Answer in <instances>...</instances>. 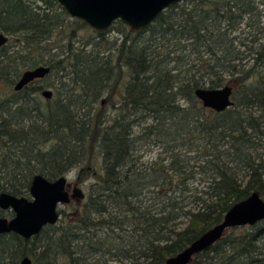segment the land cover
Returning a JSON list of instances; mask_svg holds the SVG:
<instances>
[{"label": "trees", "instance_id": "16d2710c", "mask_svg": "<svg viewBox=\"0 0 264 264\" xmlns=\"http://www.w3.org/2000/svg\"><path fill=\"white\" fill-rule=\"evenodd\" d=\"M0 33V193L27 196L35 175L86 185L37 236L0 234V264H163L236 202L264 200V0H182L139 32L94 31L53 0H0ZM39 66L50 82L14 92ZM223 86L221 113L195 96ZM189 264H264V221Z\"/></svg>", "mask_w": 264, "mask_h": 264}, {"label": "water", "instance_id": "95a60500", "mask_svg": "<svg viewBox=\"0 0 264 264\" xmlns=\"http://www.w3.org/2000/svg\"><path fill=\"white\" fill-rule=\"evenodd\" d=\"M70 18L82 21L97 32L108 31L120 22L133 32L145 30L166 9L182 0H53ZM8 37L0 33V47ZM50 69L39 66L25 70L16 84L14 92L21 91L35 80L48 75ZM52 91L43 90L45 100L52 97ZM196 98L206 109L221 113L233 106L232 88H200L195 90ZM68 177L48 180L41 175L32 178L28 198L9 193H0V210L11 212V217H0V234H16L24 239L37 236L44 227L55 225L59 219V208L85 198L83 190L74 185L71 192ZM264 221V200L258 193L233 204L220 223L204 232L183 251L169 257L163 264H189L194 256L209 249L224 233L235 227L253 226ZM20 264H33L30 257H24Z\"/></svg>", "mask_w": 264, "mask_h": 264}, {"label": "rangeland", "instance_id": "374dc122", "mask_svg": "<svg viewBox=\"0 0 264 264\" xmlns=\"http://www.w3.org/2000/svg\"><path fill=\"white\" fill-rule=\"evenodd\" d=\"M82 34H89V31L88 30L83 31ZM111 36L116 37V34L115 33H111ZM8 45H9V42H8ZM48 82H50V81H40V82L36 83V85H47ZM4 92H6V91L3 89L2 85L0 84V97H2ZM152 156H153L152 153L147 155V157H152ZM67 177H68V185H69L68 186V190L69 191L72 190V187H73L74 184H77L83 190V192L85 194L86 185L77 183V177H76V173L75 172L69 173L67 175ZM24 197L28 198L29 196L27 195V196H24ZM78 203H79V201L73 200V201L70 202V204L61 206L59 208V210H60V212H64V213L68 214L71 211H73V209L78 205Z\"/></svg>", "mask_w": 264, "mask_h": 264}, {"label": "flooded vegetation", "instance_id": "af4514ba", "mask_svg": "<svg viewBox=\"0 0 264 264\" xmlns=\"http://www.w3.org/2000/svg\"><path fill=\"white\" fill-rule=\"evenodd\" d=\"M21 76V75H20ZM20 78V77H19ZM42 80V79H41ZM18 81V80H17ZM38 81H40V80H35V81H33V82H38ZM14 91V90H13ZM52 98V97H51ZM74 185H77V184H74ZM73 185V186H74ZM69 186V185H68ZM78 186V185H77ZM79 187V186H78ZM73 188V187H72ZM67 190H68V188H67ZM69 191V190H68ZM71 192V190L69 191V193Z\"/></svg>", "mask_w": 264, "mask_h": 264}]
</instances>
